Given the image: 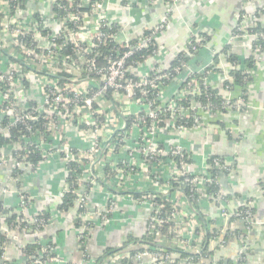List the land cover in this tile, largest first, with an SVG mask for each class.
<instances>
[{"label": "built area", "instance_id": "obj_1", "mask_svg": "<svg viewBox=\"0 0 264 264\" xmlns=\"http://www.w3.org/2000/svg\"><path fill=\"white\" fill-rule=\"evenodd\" d=\"M155 1L129 0L125 6L133 3L141 8L151 6ZM168 2L170 7L167 16L150 29L149 34H143L135 40L124 41L119 39L124 33V27L110 19V13L122 5L117 0H0L2 15L0 20V135L17 130L29 134L31 135L29 137L22 136V140L24 139L23 141L28 144L29 142L35 144V148L43 154V159L34 168L30 162H25L28 155H19L23 152L20 143L11 144L14 147L13 155L16 153V156H13L12 176L15 170L31 176L37 175L43 166L51 162V156L58 155L67 178L71 172H74L71 163L78 166L79 171H75L73 176L79 182V187L81 183L86 186L94 182L97 178L96 171L104 170L106 175L108 165L115 173L109 178L127 180L130 174L139 176L136 179L144 178L143 186L150 187L144 192L155 193L142 199L143 203L148 201L152 208L147 229L172 223L177 236L172 241L166 242L167 246H179L200 254L202 247L198 245L196 248H189V245L194 239L202 238V235H197L195 232L197 222L194 211V206L197 205L200 208L202 201L217 202L226 218H231L240 207L244 206L247 208L246 216L238 220H242L247 227L254 222L250 202L240 206L233 214L226 213V206L230 200L226 199L228 195L222 191L221 177L232 172L233 162L219 156L214 157L210 164L211 157H209L206 163L207 171L196 174L190 171L191 154L182 146H172L167 154V158H170L167 167L172 171L168 178H165V173L157 172L158 170L154 167L151 170H142V173L137 172L136 166L127 165L128 161L122 156L131 146L130 144L136 141L139 143L140 134L134 137L135 134H132L131 129L144 125L143 134L147 127L146 118L151 120L149 131L154 129V120H158L157 127L163 129L160 126L161 109L163 113H170V119L166 122L165 128L169 127L168 122H170L175 130L186 129L183 126H177L176 121L179 116L189 118L190 110L197 109L202 121V112L214 113L210 103L206 108H203L199 102L197 106L191 104L190 108H180L175 100H172L173 103L171 102L168 106L153 109V103L145 102L148 96L147 89L157 91L156 101L162 104L167 99V85H163V81L175 82V78L182 72L177 67L171 71L170 66L164 70H152L148 75L139 77L136 73L142 64L128 65L137 53L155 45V37L167 29L171 21L170 14L180 0ZM257 20L255 13L241 14L237 25L239 33L235 36L254 37L250 34L249 28ZM205 43L204 38L198 36L194 43L191 42L188 45L185 51L187 57L199 54L205 47ZM7 45L17 48V54L14 55L13 50L10 52L11 47L9 53L4 54L2 48ZM157 51H154L153 56L157 55ZM256 52H260V49ZM186 70L188 77L181 82L183 84L188 80L182 87L186 94L191 92L201 95L202 87L206 89L211 87L208 79L212 71L205 68L202 72L191 73L188 64L183 67V72ZM172 72L179 74L172 78ZM195 74H204V77L200 80L195 77ZM230 79L228 76L227 80ZM28 83L34 88L27 87ZM30 102L35 103L31 105ZM226 102V109L229 112L239 114L247 109L242 95L235 99L226 98ZM218 113L220 112H215V114ZM128 118H135L131 131L128 128ZM200 125L201 123L198 126ZM69 131H74L80 138V142L72 145L66 135ZM54 137L59 139L57 145L52 143ZM84 142L87 145H84ZM150 155L153 158L160 154L154 152ZM160 158L158 157L162 161ZM7 160L0 150V167L8 166ZM189 160L191 163L188 162ZM111 161L117 162L118 168L113 169L114 165ZM163 163L162 161L159 165L163 166ZM212 169L218 171L215 178L209 173ZM174 180L179 181L180 187L178 186L176 190L173 189ZM213 183L219 187L216 193L210 192V186ZM79 190H75L78 198L74 202L78 211L81 208L88 209L86 205L88 194L84 192L80 196ZM184 190H189L190 196H187ZM68 191L70 186L67 184L63 192ZM160 195L169 198L173 204V208L167 214L164 213V204L157 201ZM29 199L26 193L20 194L18 214L24 213L29 205ZM109 202V209H113L115 201ZM237 214L240 215V213ZM109 219L111 215L106 222ZM51 220L52 217L48 220V225ZM0 221L3 223L2 218ZM30 222L34 223L36 220L33 219ZM42 223H44L43 220ZM91 226L89 220H84L82 239L88 238L90 233L87 231ZM151 232H154V229ZM155 234L158 238V233L155 232ZM38 243L40 249L36 256L32 259L29 257L23 264H53L57 260L54 253L55 246L50 244L44 246ZM5 252L0 257L1 264H15L6 259ZM125 258L137 264H173L176 260H179L178 263L184 261L191 264L188 260H181L180 254H170L160 247L145 248L134 256L125 254L110 260L112 264H120Z\"/></svg>", "mask_w": 264, "mask_h": 264}, {"label": "crops", "instance_id": "obj_2", "mask_svg": "<svg viewBox=\"0 0 264 264\" xmlns=\"http://www.w3.org/2000/svg\"><path fill=\"white\" fill-rule=\"evenodd\" d=\"M117 1L122 5L110 13V19L124 27V33L119 37L124 41L135 40L153 29L167 16L170 7L164 0H156L153 5L141 8L133 3L125 6L129 0ZM263 6L264 0H182L170 14L171 21L167 29L155 37L157 55L148 58L136 73L141 77L155 69L169 68L175 58L186 51L192 37L207 35L209 39L204 37L205 47L192 57L188 68L192 67L198 73L200 69L215 65V70H212L208 79L209 85L219 88L225 99H235L242 95L241 88L234 91L223 89L231 69L226 55L222 54L223 50L231 45L232 51L242 61L253 54L256 57L257 68L252 72L253 80L247 85L246 111L239 114L204 111L206 115L202 116L203 123L197 128L185 130L180 140L191 154V167L197 171H207L205 166L210 156H221L233 162L232 172L221 177L223 193L232 197L226 206L229 214L236 212L246 202H250L254 209V222L247 227L242 220L230 221V218H226L217 202L202 201L200 210L206 216L203 228L211 233L220 231L221 235L210 241V250L214 254L198 264H218L222 259L235 261L245 250L249 252L246 264H264V50L253 51L254 37L245 38L234 34L241 14L255 13ZM259 21L264 25V15ZM176 89L178 88L173 82L167 85V97ZM131 130L134 137L142 133L141 127L135 126ZM66 135L72 145L80 142L74 131H69ZM58 141V137H54L53 145H57ZM83 144L87 145L86 142ZM13 150L12 145L1 149V154L8 159V166L0 167V203L5 209L18 213L20 194L26 193L31 202L23 213L24 217L33 220L40 212H46L52 220L44 230L35 233L30 229H3L9 235V242L5 246L8 261L25 263L28 258L24 256V247L38 241L54 243L57 254L65 264H95L106 248L120 246L129 237H139L146 231L151 213L148 204L132 200L128 196V199L121 195L108 196L101 188L92 186L93 189L89 192L92 203L107 206L110 200H114L119 204L118 219L108 227L106 225L90 232L88 241L86 238L82 239L80 229L74 223L78 218V210L74 207L66 212L58 211V196L67 186L66 172L59 156H51V162L43 166L37 175L22 173L17 179L12 176ZM106 168L110 169L111 166ZM18 183H21V187ZM129 218H133V221H127ZM228 229L233 235L224 242L223 235ZM237 231L240 234L237 235ZM122 255L125 254L118 253L110 259L120 258ZM178 264L188 263L180 261Z\"/></svg>", "mask_w": 264, "mask_h": 264}, {"label": "trees", "instance_id": "obj_3", "mask_svg": "<svg viewBox=\"0 0 264 264\" xmlns=\"http://www.w3.org/2000/svg\"><path fill=\"white\" fill-rule=\"evenodd\" d=\"M166 3L169 4V0H164ZM255 15L257 16L258 20L256 22H254L250 28V34L254 35V39L252 41V48L253 51L256 52L257 49L263 50L264 48V25L261 23V21H259V18H261L264 15V6L259 8V10H257L255 12ZM2 18V15L0 14V20ZM150 31H146V33L144 34H149ZM239 33L237 27L234 31V34L237 35ZM209 39V37L207 35H204L203 38ZM197 37H192L191 42L194 43L196 41ZM6 44V43H5ZM4 45V43H3ZM11 47L10 52L13 50L14 55L17 54V48H15L13 45H7L3 46L2 51L5 54L9 53V48ZM158 47L155 45H152L150 48L148 49H144L142 51H140L139 53H137L130 61L128 65H132V66H136L137 64L141 65L143 64L148 58L152 57L154 55V51H157ZM224 55H226V59L228 64L230 65V72H229V76H230V80H227L224 84H223V89H228L230 91H234L236 88H241L242 89V96L244 98V101L247 103L248 100V90H247V85L253 80V74L252 72L254 70H256L257 68V61H256V57L255 54H253L250 58L242 61L239 59V57L232 51V46L228 45L226 46V48L223 50ZM196 56V55H195ZM218 56V55H217ZM217 58V57H216ZM190 60H192V57H187L185 52H181L174 60L173 64L171 65V71L177 67L179 68L181 72H183V67L184 65L189 64ZM136 63V65L134 64ZM207 70L212 71L215 70V65L214 66H209L207 68ZM179 73L176 72H172L171 77L175 78L176 76H178ZM85 75V74H82ZM131 77H133V75H130ZM195 77L198 79H203L204 74H195ZM188 81V80H187ZM186 81V82H187ZM172 81L170 80H164L163 81V85H169L171 84ZM186 82H184L183 84H181V88L186 84ZM173 85H176V81L173 82ZM27 87L29 88H34V86H32L31 84H26ZM202 92L201 95H196V94H192L191 92H188L185 95L184 99L181 100H177L176 104L180 107V108H190L191 107V102L192 101H196L199 102L203 108H206L208 103L211 104V110L215 113V112H220L223 114H228L229 111H227L226 109V99L225 97L221 94V90L219 88H201ZM148 92V96L145 100L146 103H153V109L160 107L161 103L159 101H156V97H157V91L152 90L150 88L147 89ZM27 102V100H26ZM234 102V100L232 101ZM31 103V102H30ZM29 103V104H30ZM35 103V102H33ZM33 103H31V105H33ZM247 105V104H246ZM160 115L162 118V122L160 123V126L165 128L167 127V121L170 119V113L166 112L163 113L162 115V109L160 110ZM134 119L135 118H130L128 119V128L130 130V128L134 125ZM147 123L146 126L149 127L151 125V120L150 118H146ZM202 124L203 121L201 119V117L198 115L197 109L196 110H190V116L189 118H182V117H178L177 121H176V125L177 126H183L186 129H192L197 127L199 124ZM144 125H141V128H143ZM224 127V125H223ZM22 136L25 137H29L31 135L29 134H25L22 133L21 131H11L7 134H2L0 135V150L6 146V145H14L17 143H20L21 147L23 148V152H21L19 155L24 156V155H28V159L25 160L30 162V164L35 168L37 166V164L39 163V161H41L43 159V154L42 152H40V150L37 148H35V144H32L31 142L26 143L22 140ZM34 150V151H32ZM16 156V153H14V157ZM211 158L209 159V163L212 164V159L214 157H219V156H210ZM189 163L190 160L188 161ZM71 168L74 169V172H71L69 178L66 179V183L70 186V191L68 192H63L62 196L59 199V204H58V211L60 212H66L68 210H70L71 208L75 207L74 202L77 200L78 195L75 193V190H79V182L77 181V179L75 178L74 173L75 171H79L78 170V166L75 163H71ZM106 175L108 177H113L114 176V172H112L110 169L106 168L105 171ZM209 173L211 174V176L213 178L217 177L218 175V171H216L215 169H212L209 171ZM22 174L21 171L19 170H15L13 171V177L18 178L19 175ZM173 184V189L176 190V188L179 186V181L178 180H174L172 182ZM19 187H21V183H18ZM180 187V186H179ZM92 186L90 184H87L85 186V193L89 194L90 190H91ZM217 190H219V187L216 186L214 183L212 184V186H210V192L211 193H216ZM112 194L114 195H122V196H128L131 197L133 200L135 201H139L141 202L143 197L145 196H149L151 194H155L154 192L151 191H141L138 190L136 188H118V187H114L113 189L110 190ZM174 191V190H173ZM185 191V190H184ZM187 196H190V192L189 190L185 191ZM236 197H239V195H235ZM227 200H231L232 197L230 195L226 196ZM158 202H160L161 204H164V213H169L170 210L173 208V204L171 202V200L169 198H165L164 196H159V198L157 199ZM110 202H108L109 205ZM246 207H240L236 213H234L231 218L230 221L233 220H238L239 218H243L246 216ZM194 211L196 214V222H197V226H196V234L197 235H202L201 240L199 239H194L191 244L189 245V248H196L198 245L200 247H202V250L200 252V254H196L195 252L191 251L190 249L188 250L187 248H182L179 246H173V248H171L172 246H165L164 244H161V241L168 242L171 241L173 238H175L177 235L174 232V227L172 223H168V224H163L160 227H154L152 226L150 229H146V231L144 232L143 235L139 236V237H135V236H131L128 238L127 242L123 243L120 246H114V247H108L104 250V252L96 259L95 264H112L110 258L118 253H122V254H129L130 256H134L135 254H137L138 252L144 251L145 248H163L165 249L168 253L172 254V253H178L180 254V259H185L188 260V262L193 263V264H198L201 263V259H205L210 257L211 255L214 254V251L210 250V241L212 238L214 237H218L221 235L220 231H217L215 233H211L210 231H206L203 227H205L206 225V216L201 212L200 208L196 205L194 206ZM89 212V210L87 208H81L78 211V218L75 220V227L78 229H81L84 226V220L82 218V214H87ZM252 212L254 214V209H252ZM237 213H240V215H238ZM0 219H3V223L0 221V257L3 255V253L5 252V246L6 244L9 242V235L6 232L7 229H18V230H31V232L35 233V232H39L42 231L46 228V226H48V220L51 218L50 215H48L46 212H40L34 219L36 220V222L31 223L30 219H27L24 217L23 214H18L17 212H14L12 209L11 210H7L5 209L2 204L0 203ZM42 220L44 223H42ZM200 223H199V222ZM201 224V225H200ZM4 225V228H3ZM148 226V225H147ZM6 228V231H4L3 229ZM94 227L91 226L89 228V231H91ZM148 228V227H147ZM154 229V232H151V230ZM155 232L158 233L159 237H156ZM90 233V232H89ZM237 235L240 234L238 231L235 232ZM233 235V232L228 229L225 231L224 235H223V240L224 242H226V240ZM85 239V237L83 238ZM49 244L51 246H55L54 243L49 242ZM40 249V245L38 243V241H35L27 246L24 247L23 249V253L25 258H29L32 259V257H35L38 250ZM248 250H245L244 252L240 253L239 258L237 261H233V260H220L218 262V264H246L247 262V258H248ZM179 260H176L173 264H178ZM120 264H133V262H131L129 259L125 258L122 259Z\"/></svg>", "mask_w": 264, "mask_h": 264}, {"label": "rangeland", "instance_id": "obj_4", "mask_svg": "<svg viewBox=\"0 0 264 264\" xmlns=\"http://www.w3.org/2000/svg\"><path fill=\"white\" fill-rule=\"evenodd\" d=\"M181 2H182V0H180V2H178L175 5V8ZM203 70L204 69H200L198 72H202ZM189 71L191 73H194V72H196V69H193L192 67H190ZM187 77H188V72L186 73L184 71L182 74H180L175 79L176 80V86L178 89H176L175 92H172L170 94V96L167 97V99H165L163 101V103L160 105V108H163L164 106H168L169 104H171V102L173 103L172 100L177 101V100H181V99L185 98L186 93L181 88L180 84H181V82L186 80ZM191 104H192V106L198 105L197 102H195V101H192ZM162 115H163V109H162ZM201 115L204 117L206 115V113L202 112ZM154 121L155 122H154L153 131H149L148 127H146V129H144V133L143 134L140 133V136H139L140 137V140H139L140 144L137 143V141L134 144H130L131 146L126 149L125 153L122 156L125 157L126 160L128 161L127 165L136 166L137 172H139V173L146 171V169L151 170L154 167L155 170H158L157 172H159V173L164 172L166 175V176L164 175L165 178H168V176L170 175V171H172V170L167 167V164H169V160H170V158L169 159L167 158V156H168L167 154H168V152L172 146H177V147L182 146L183 148H185V146L182 144V142L180 140H181L183 132L187 129L175 130L170 125V122H168V125H169L168 128L160 129L157 127L158 120H154ZM162 139L164 141H162ZM154 152H157L160 155L152 158L150 154H154ZM158 157L162 158V161L164 162L163 163L164 167L159 165V163L162 161H160L158 159ZM158 160L160 162H158ZM111 162L114 165V167H112L113 169L118 166L117 162H113V161H111ZM97 169H100V167H97ZM190 171L193 173H196V174H203V169L200 171H197L196 169H194L192 167V168H190ZM102 172L96 171L95 174H96L97 178L94 180V182L89 183V184H92L91 186H93V187L101 188L103 191L108 193V196L114 195L111 193L110 190L113 189L115 186H117L118 188L123 187V188H127V189H129L130 187H135V188H137L139 190H143V191L150 188V187L147 188V187L143 186L142 183L145 182L144 178L143 179H139V178L136 179V177H139V176H135L134 174L128 175L127 180H124V179H117V178H109L104 174V170ZM63 191H64V189L62 190V192ZM62 192L58 196L59 198L62 196ZM78 192H79L80 196H82L81 194H83L85 192L84 183H81V187H80V190ZM90 196L91 195L89 193V195L87 197V204H86L88 206L90 213L88 215H83L82 218H83V220H89L90 225H92L94 228L91 231H87V233L88 232L93 233L96 229H101L102 227H106V225L108 227L111 223H115V221L118 219L117 216L119 213V204L118 203L115 202L113 209H109L108 203H107V206H104V205L100 206V205L93 204L92 201L89 199ZM116 196H118V195H116ZM121 197H123V196H121ZM125 198L128 199L126 196H125ZM129 201H131V199H129ZM30 202H31V200L29 199V204H30ZM131 202L136 204L134 201H131ZM144 204H148L150 206V203L148 201H145ZM148 205H146V206H148ZM28 206H27V208H28ZM27 208H26V210H27ZM151 210H152V208H151ZM121 213L124 215V212L121 211ZM226 213L228 214L227 211H226ZM110 215H111V219H109L106 222V220L108 218H110ZM127 221L131 222V221H133V218H129V219H127ZM79 231H80V236H81V234L83 233V228L80 229ZM89 239L90 238H88V239L86 238L85 240L88 241ZM160 243L167 246V243L165 242V240L161 241ZM42 244L44 246H47V244H49V242H45V243L42 242ZM171 248H173V247H171ZM54 253L57 256V260L55 262H53V264H60V263L65 264V262L62 260V258L57 254L56 247L54 249ZM89 257H91L90 254H89Z\"/></svg>", "mask_w": 264, "mask_h": 264}]
</instances>
